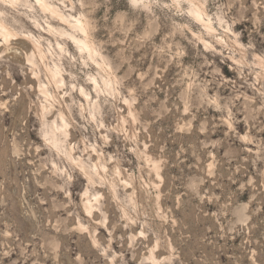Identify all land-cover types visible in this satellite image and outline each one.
Returning <instances> with one entry per match:
<instances>
[{
	"label": "rangeland",
	"instance_id": "374dc122",
	"mask_svg": "<svg viewBox=\"0 0 264 264\" xmlns=\"http://www.w3.org/2000/svg\"><path fill=\"white\" fill-rule=\"evenodd\" d=\"M66 3H0L15 34L0 37V264H264V10ZM223 29L229 47L209 51L202 32ZM67 54L92 77L72 96L103 124L73 109L90 160L57 111Z\"/></svg>",
	"mask_w": 264,
	"mask_h": 264
},
{
	"label": "clouds",
	"instance_id": "9594fccd",
	"mask_svg": "<svg viewBox=\"0 0 264 264\" xmlns=\"http://www.w3.org/2000/svg\"><path fill=\"white\" fill-rule=\"evenodd\" d=\"M4 0H0V3H3ZM63 2V0H61ZM186 2V0H185ZM207 2V0H205ZM150 3L157 7V8H168L169 10L174 9L176 7L177 0H171L170 3H166L165 0H150ZM227 7L231 9L234 5L240 4L241 9H243L244 5H248V10L256 9V10H264V0H226ZM64 7L66 9H70L71 11H76L77 8L82 12L84 11L88 5L85 3V0H75V3H73V0H68V3L64 4ZM236 21L234 20L233 23ZM41 23H47L46 19H42ZM223 24V21H221V25ZM220 27V25H218ZM190 30V29H189ZM227 29H223L222 31L211 33V32H202V36L205 37L207 40H210L211 43L206 44V48H208L209 51L215 52L216 47L214 45L219 46L220 48H227L229 45L225 43L223 40H221L219 37L224 36L227 33ZM238 35V34H236ZM228 40H231V37H228ZM66 68H67V75L69 77V80L67 82V90L63 92L64 96L71 97L70 102H65L62 98L58 99V104L60 107L57 109L58 112H67V119L71 121V126L79 131V129L84 128L85 133L82 134V140L77 141V145L83 143V148L80 149L79 155L85 159L90 160L91 159V153L96 152V146L94 145L93 141L89 139L88 135L86 134L87 129L85 128V125L77 124L75 119L73 118V109L77 108L80 109L79 116L84 119L87 123V125H93L94 121H97L95 123V128L103 127V124L98 122V117L96 115L87 114L90 113L91 110L88 108V105L81 104V102L72 96L73 92H79L80 94H84V88L80 87L79 85L83 83L84 87L88 86V83L92 80V77L88 74V67L85 65L84 67L79 66V59L78 57L67 54L66 55ZM31 58H29V63H31ZM58 62V61H57ZM207 63V60L205 61ZM33 72L35 73V66H33ZM102 74H98L97 79H102ZM50 83V80H49ZM99 87V86H98ZM55 91V89H53ZM56 95L60 97V92H57ZM118 96H114L113 100H118ZM89 100L91 102V97H89ZM97 100H100L99 93H97ZM101 104H110L111 101L108 99L100 100ZM97 111H99V106H96ZM64 116H58L57 120H63ZM69 125L65 124L64 128L67 129ZM111 131V129H109ZM36 133L38 136H40L42 139L45 140V147H48L50 144V141H48L47 137L43 136L42 130H36ZM68 133L65 131L64 138L67 139ZM104 143L106 144L108 142V137L104 136ZM15 136L13 137V142L11 145V154L12 156H17L18 153L15 150ZM52 156L49 159V163L52 162V159H56L57 163L63 167V165L67 164L68 168L65 169V172L72 170V157L69 155L67 159H64V154L58 153L54 148L51 150ZM55 167V165H53ZM264 175V173H262ZM67 180H71V176L66 177ZM249 184H252L253 182L251 180L248 181Z\"/></svg>",
	"mask_w": 264,
	"mask_h": 264
},
{
	"label": "bare ground",
	"instance_id": "6f19581e",
	"mask_svg": "<svg viewBox=\"0 0 264 264\" xmlns=\"http://www.w3.org/2000/svg\"><path fill=\"white\" fill-rule=\"evenodd\" d=\"M76 25H78L81 29H84L83 25L79 20L77 21ZM13 35L15 34H13V32L8 28V26L3 21L0 20V37H4V39L8 41L9 38H11ZM158 176L161 180H163V176L161 175V173Z\"/></svg>",
	"mask_w": 264,
	"mask_h": 264
}]
</instances>
